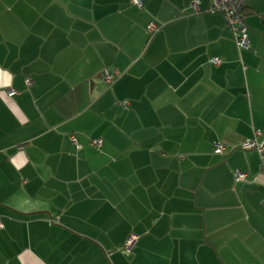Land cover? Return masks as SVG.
Instances as JSON below:
<instances>
[{
    "label": "crops",
    "instance_id": "obj_1",
    "mask_svg": "<svg viewBox=\"0 0 264 264\" xmlns=\"http://www.w3.org/2000/svg\"><path fill=\"white\" fill-rule=\"evenodd\" d=\"M194 1L0 0V264H264V0Z\"/></svg>",
    "mask_w": 264,
    "mask_h": 264
},
{
    "label": "built area",
    "instance_id": "obj_2",
    "mask_svg": "<svg viewBox=\"0 0 264 264\" xmlns=\"http://www.w3.org/2000/svg\"><path fill=\"white\" fill-rule=\"evenodd\" d=\"M132 2L137 5L138 7H143V1L142 0H132ZM245 0H212L211 4V11H217L222 12L226 19L228 25L233 29L235 34V39L237 42V45L240 48L248 47L249 46V35H248V25L246 23V16L244 13L245 9ZM193 5L197 11H199L198 7V0H195L193 2ZM160 26L156 24L155 22H151L148 25V29L151 32H156ZM213 63L218 64L220 63V58L216 57L213 60ZM119 75L118 71L113 72H106L105 78L108 83H114ZM27 81L30 83L31 79L28 78ZM15 94L14 90L9 91V95L12 96ZM129 102L125 101V105L127 106ZM75 136H73V140L75 141ZM241 148L243 150H251V149H258L262 157L264 158V145H260L256 140H250L247 142H244L241 144ZM216 150L220 153H224L226 151V146L224 144H216ZM262 171L264 172V168H262ZM248 177V171L238 169L235 173V180L236 181H244ZM255 181H258V178H254ZM264 186V183L262 184ZM0 221V226H1ZM137 243V236L135 234H131L128 236L124 242L122 243V250L124 252L130 253L134 249L135 245Z\"/></svg>",
    "mask_w": 264,
    "mask_h": 264
},
{
    "label": "trees",
    "instance_id": "obj_3",
    "mask_svg": "<svg viewBox=\"0 0 264 264\" xmlns=\"http://www.w3.org/2000/svg\"><path fill=\"white\" fill-rule=\"evenodd\" d=\"M143 1V0H142ZM131 2H132V0H131ZM137 6V5H136ZM143 7H144V2H143ZM142 7V8H143ZM246 7V6H245ZM140 8V7H139ZM211 8V7H210ZM211 11V10H210ZM212 12H217V11H212ZM219 13H222V12H219ZM244 13H245V16H246V8L244 9ZM223 14V13H222ZM226 21H227V19H226ZM228 24V23H227Z\"/></svg>",
    "mask_w": 264,
    "mask_h": 264
}]
</instances>
